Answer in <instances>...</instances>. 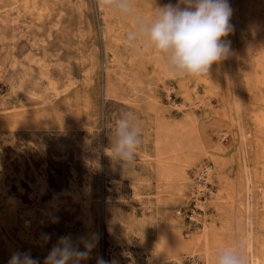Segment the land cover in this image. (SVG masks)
<instances>
[{
  "label": "rangeland",
  "instance_id": "rangeland-1",
  "mask_svg": "<svg viewBox=\"0 0 264 264\" xmlns=\"http://www.w3.org/2000/svg\"><path fill=\"white\" fill-rule=\"evenodd\" d=\"M169 2L134 0L145 15ZM228 2V58L208 77L173 79L150 49L126 45L131 20L97 0H0V188L28 204L42 191L43 204L58 202L51 217L36 214L37 244L22 241L0 207V264L17 251L43 264L59 237L92 234L97 245L81 264H183L198 253L213 264L233 241L264 264V0ZM124 112L142 127L126 165L104 151ZM200 161L215 174L201 195ZM74 183L93 198L87 215L70 202ZM204 235L209 260L202 246L180 249Z\"/></svg>",
  "mask_w": 264,
  "mask_h": 264
},
{
  "label": "clouds",
  "instance_id": "clouds-1",
  "mask_svg": "<svg viewBox=\"0 0 264 264\" xmlns=\"http://www.w3.org/2000/svg\"><path fill=\"white\" fill-rule=\"evenodd\" d=\"M154 3V0H153ZM100 8L131 20L126 45L141 44L164 63L170 78H200L209 75L213 64L230 55L231 42L226 38L233 30V10L228 0H177L152 6L142 14L134 0H97ZM105 153L122 165L131 163L142 143V127L135 113L124 112L114 122ZM48 234L42 235L48 241ZM98 237L61 236L43 264H81L90 258ZM82 246V248H81ZM8 264H40L31 252H13ZM97 264H119L118 259L97 257ZM213 264H250L249 256L239 241L226 243L214 253Z\"/></svg>",
  "mask_w": 264,
  "mask_h": 264
},
{
  "label": "bare ground",
  "instance_id": "bare-ground-1",
  "mask_svg": "<svg viewBox=\"0 0 264 264\" xmlns=\"http://www.w3.org/2000/svg\"><path fill=\"white\" fill-rule=\"evenodd\" d=\"M196 171H197V182H196L197 190H196V193L201 195L202 193L209 191V185L213 182V178H214L215 174H214V170L209 166V164H207L204 161H200L198 166H196ZM4 173H5L4 168L2 165H0V178L2 176H4L3 175ZM71 186H72L73 190L71 191L70 202L80 204L81 209L84 212V214H86V215L89 214V211L91 209V202H92L93 198L88 193L87 185L84 186V188H83L84 192L83 193L81 192L82 194L79 192V189L76 188V186H77L76 183L72 184ZM74 190H76V191L74 192ZM37 196H38L37 199H35L33 197L32 202L30 204H28V203H25V202H22L20 200H16V199L12 198L8 194V192L6 191L5 188H0V207L4 208V210L6 212L5 215L10 220V222L16 221V222L21 224V231L19 233V237L21 238L22 241H25V242H28L31 244L40 243L39 235L35 232V229H34L36 214L39 211H41L45 215V217L48 218V217L52 216L53 210L57 209L56 207H58L57 206L58 202L52 203V205H54V208L51 207L50 203H44L43 204V202L41 201V197L43 196V191L38 192ZM201 201H199V198L196 199L197 206L199 208H201L202 211L203 210L206 211V206H204L203 202H201ZM59 204H61V203H59ZM247 210H248V208H247ZM1 212H3V211H1ZM194 219L199 221V213H197L196 211L194 212ZM199 222H201L203 224L204 231L206 232L207 231L206 223H204V221H199ZM9 232L10 231H3V234H5V233L7 234ZM9 234H11V233H9ZM6 240L8 242L7 238H6ZM214 243L216 245L218 243L217 240H215ZM201 246L203 247V250H204L206 256H208V260H209V257H211L210 254H211V250L213 248V245L210 242L209 237H207V236H205L203 239L199 238L196 241L190 240L189 243L186 242L184 244H181L180 249L185 248V249H187V252H192L191 254H193ZM183 254L181 253V255H183ZM198 254L193 255V256L191 255L190 258L194 262H196L195 260L200 259ZM174 258H175V256H174ZM199 262H202V261H199ZM176 264H181V261L178 260L176 262Z\"/></svg>",
  "mask_w": 264,
  "mask_h": 264
},
{
  "label": "built area",
  "instance_id": "built-area-1",
  "mask_svg": "<svg viewBox=\"0 0 264 264\" xmlns=\"http://www.w3.org/2000/svg\"><path fill=\"white\" fill-rule=\"evenodd\" d=\"M196 262H194L190 256H185L184 260H183V264H202L203 261L202 260H195ZM202 261V262H199Z\"/></svg>",
  "mask_w": 264,
  "mask_h": 264
}]
</instances>
